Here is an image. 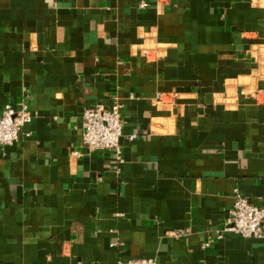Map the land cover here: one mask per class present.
Wrapping results in <instances>:
<instances>
[{
	"label": "crops",
	"instance_id": "crops-1",
	"mask_svg": "<svg viewBox=\"0 0 264 264\" xmlns=\"http://www.w3.org/2000/svg\"><path fill=\"white\" fill-rule=\"evenodd\" d=\"M25 100L0 264H264V239L218 237L236 194L264 200V0H0V118ZM116 100L118 168L82 146Z\"/></svg>",
	"mask_w": 264,
	"mask_h": 264
},
{
	"label": "built area",
	"instance_id": "built-area-1",
	"mask_svg": "<svg viewBox=\"0 0 264 264\" xmlns=\"http://www.w3.org/2000/svg\"><path fill=\"white\" fill-rule=\"evenodd\" d=\"M148 5L145 1L141 2L142 8H147ZM164 101V95L157 96L158 104L164 103ZM122 110V105L116 100L109 109L97 106L86 109L82 116V146L89 153L112 154L117 168L124 162L121 147L124 130ZM33 117L34 114L29 109L26 100L18 109L12 105H6L0 118V149L17 143ZM72 155L80 157L81 153L74 150ZM117 216L121 217L122 215L118 214ZM223 233H235L249 239H264V200L262 206L258 207L249 199L236 194L234 204L229 210L228 217L218 237L221 238ZM185 235L186 232L184 231H177L173 234L174 237ZM118 244L119 241L112 242L113 247H117ZM120 264L158 263L151 258H139L122 261Z\"/></svg>",
	"mask_w": 264,
	"mask_h": 264
}]
</instances>
